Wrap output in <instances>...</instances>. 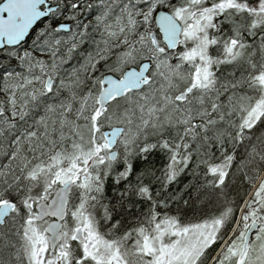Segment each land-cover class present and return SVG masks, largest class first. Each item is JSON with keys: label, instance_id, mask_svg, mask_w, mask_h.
<instances>
[{"label": "snow or ice", "instance_id": "snow-or-ice-1", "mask_svg": "<svg viewBox=\"0 0 264 264\" xmlns=\"http://www.w3.org/2000/svg\"><path fill=\"white\" fill-rule=\"evenodd\" d=\"M0 264H264V0H0Z\"/></svg>", "mask_w": 264, "mask_h": 264}]
</instances>
